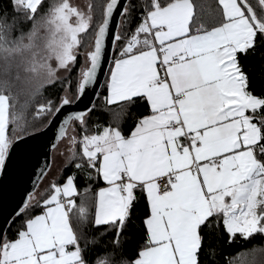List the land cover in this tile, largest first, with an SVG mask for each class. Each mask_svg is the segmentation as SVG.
Wrapping results in <instances>:
<instances>
[{
  "label": "snow or ice",
  "instance_id": "obj_1",
  "mask_svg": "<svg viewBox=\"0 0 264 264\" xmlns=\"http://www.w3.org/2000/svg\"><path fill=\"white\" fill-rule=\"evenodd\" d=\"M118 7L134 27L105 102L143 103L147 114L128 135L112 125L90 133V109L63 120L58 138L77 171L53 181L46 198L28 197L13 236L14 220L0 224V264H203L206 230L222 225L229 243L264 235V89L256 92L242 64L264 49V0H146L138 22L131 2L105 0L98 24L92 2L81 9L71 0H0V173L32 101L59 72H72L82 49L77 98L96 82ZM54 103L39 104L34 118L59 114L72 100ZM74 125L79 138L69 134ZM78 179L103 184L91 206L77 203ZM138 193L145 239L127 256ZM100 229L111 238L106 255L93 257L102 241L89 236Z\"/></svg>",
  "mask_w": 264,
  "mask_h": 264
},
{
  "label": "trees",
  "instance_id": "obj_2",
  "mask_svg": "<svg viewBox=\"0 0 264 264\" xmlns=\"http://www.w3.org/2000/svg\"><path fill=\"white\" fill-rule=\"evenodd\" d=\"M96 5V9L94 12V24H98L102 18V8L101 6L105 3V0H88ZM131 4L133 7V15L136 18V22L139 20L141 6L143 5L142 0H127L126 4ZM198 2L203 4H208L210 0H198ZM146 3V0H145ZM128 17L123 15V12L120 16L116 34L121 35L124 39L121 41H114L111 59L109 63V67L105 78L95 96L94 102L90 108V112L88 114V130L90 133L95 132L97 127L103 128L108 125L119 126L122 132L125 135L130 134L131 130L135 127L136 120L142 115L147 114V109L143 103H137L135 105L126 106L123 108H117L115 105H107L105 103L106 89H107V78L110 67L114 60L118 57V53L120 48L122 47L124 41L130 36L133 24H129ZM83 52V49L81 50ZM264 49L260 50L257 55L250 56L247 59L242 58V64L244 66V70L249 73L252 79V86L256 90L257 93L264 89ZM81 65V56H78V61L76 66L73 68L71 73H67L66 76L59 79V82L54 86L44 87L40 94L35 97L34 101H32L31 106L29 108L28 116L29 119L23 123V131H18L16 137L24 136L26 134L35 132L43 128L47 121L50 119L51 115L34 118L33 114L41 103H46L48 100L54 101V107L58 105L60 101L61 94L66 87L65 82H70L71 87L68 90L70 95H77V89H75L76 77L78 68ZM3 79L0 78V83H3ZM30 93L26 92L22 95L21 100L28 99ZM76 136L79 138L80 129L76 126ZM77 151H79V145H77ZM68 154L66 163L60 171L58 172L55 182L62 184L64 180L76 173V169L73 164L68 162L70 157ZM51 184V183H50ZM49 185L45 188L42 195L39 199L46 198L48 193ZM77 186L80 194L84 193L87 189L93 187V183L86 182L83 179H78ZM139 200L134 208L133 219L129 224V227L126 231L124 239L126 241V255L134 256L137 248L143 243L144 236V227H143V218L147 214V206L146 200L142 193H138ZM77 203L79 204L81 201H84L86 204L91 206L93 203L92 199L88 196L85 201L83 195L76 197ZM15 221L12 224V228L9 230V236H13L15 230L20 226L22 218L16 217V215L12 216L8 221ZM98 241H102L100 245V250L95 253H92V256H100L103 257L106 255L103 250L104 245L107 243L108 239L111 236H104L103 229L90 233L89 238L92 236ZM206 246L205 253L202 254L203 264H228L230 260L234 257L240 256L243 254L241 259H237L234 261V264H264V235L256 234L253 238L248 240H244L237 236L233 243H229L228 235L225 233L223 226L221 225L219 228H214L210 235L207 234L206 230ZM210 245V247H209Z\"/></svg>",
  "mask_w": 264,
  "mask_h": 264
},
{
  "label": "water",
  "instance_id": "obj_3",
  "mask_svg": "<svg viewBox=\"0 0 264 264\" xmlns=\"http://www.w3.org/2000/svg\"><path fill=\"white\" fill-rule=\"evenodd\" d=\"M126 3L127 0H120L121 5ZM122 12L123 8L118 7L110 23V35L105 41V57L102 59L96 82L88 86L79 98L76 95L72 104L62 109L59 114L51 115L43 128L14 140L5 169L0 173V224L19 211L48 172L51 152L59 140L63 120L74 112H88L91 108L109 67L114 36Z\"/></svg>",
  "mask_w": 264,
  "mask_h": 264
},
{
  "label": "rangeland",
  "instance_id": "obj_4",
  "mask_svg": "<svg viewBox=\"0 0 264 264\" xmlns=\"http://www.w3.org/2000/svg\"><path fill=\"white\" fill-rule=\"evenodd\" d=\"M143 4H144V0ZM71 2L75 5L80 7L81 9H86L87 4L89 3L88 0H71ZM81 65L78 68L77 71V77H76V84H75V89H77L78 87V81H79V75H80V70L81 68H86L87 65L85 64V56L83 55V52H81ZM67 72H59L58 73V77L62 78L64 76H66ZM68 95V98L70 100H73L75 98V95H70L69 92L67 91V93L65 92V89L63 90L60 99L65 96ZM105 100V99H104ZM77 125H74V127L76 128ZM97 130V129H96ZM69 134H75L76 135V131L75 133H72L71 130L69 131ZM69 144L66 140H58L56 142V145L54 146L52 152H51V164H50V168L48 170V172L46 173V175L44 176V178L42 179V181L40 182V184L38 185L36 191L34 192V194L36 195L37 198H39L43 191L45 190V188L47 187V185H49L50 183H52L54 181V179H56V176L58 174L57 170L59 168V164L60 161H63V158H65V160L67 159L68 154L70 153L69 151ZM65 163V162H64Z\"/></svg>",
  "mask_w": 264,
  "mask_h": 264
},
{
  "label": "crops",
  "instance_id": "obj_5",
  "mask_svg": "<svg viewBox=\"0 0 264 264\" xmlns=\"http://www.w3.org/2000/svg\"><path fill=\"white\" fill-rule=\"evenodd\" d=\"M112 68H113V63H112V65H111L110 70H109V73H108L107 86H108V83H109V80H110V72H111ZM107 95H108V87H107V89H106V96H105V98L107 97ZM105 103H106V102H105ZM64 162L66 163L65 158H63V161H60L59 168H58L57 172H59L60 169L62 168V166L65 165ZM64 181H65V180H64ZM62 184H63V183H62ZM91 184H92V183H91ZM102 186H103L102 182H99V183H95V182H93V187L91 186V191H90V192L85 191L84 193H81L80 196L83 195V197L85 198V201H86V199H87L88 196H89V197L92 199V201H93L94 196H95V193L99 190V187H102ZM93 211H94V209H93Z\"/></svg>",
  "mask_w": 264,
  "mask_h": 264
},
{
  "label": "built area",
  "instance_id": "obj_6",
  "mask_svg": "<svg viewBox=\"0 0 264 264\" xmlns=\"http://www.w3.org/2000/svg\"><path fill=\"white\" fill-rule=\"evenodd\" d=\"M144 3H145V0H144Z\"/></svg>",
  "mask_w": 264,
  "mask_h": 264
}]
</instances>
